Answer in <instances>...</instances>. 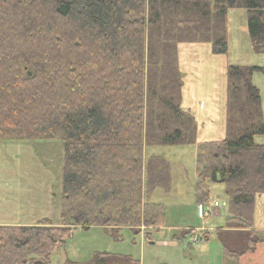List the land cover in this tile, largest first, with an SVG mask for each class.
Returning a JSON list of instances; mask_svg holds the SVG:
<instances>
[{
  "label": "trees",
  "instance_id": "16d2710c",
  "mask_svg": "<svg viewBox=\"0 0 264 264\" xmlns=\"http://www.w3.org/2000/svg\"><path fill=\"white\" fill-rule=\"evenodd\" d=\"M231 9L246 11L253 52L264 54V0H0V140L57 139L63 149L59 225L0 224V264H51L77 228L101 227L117 240L124 227H164L163 205L149 200L169 191L170 165L145 159L149 147H196L197 203L208 202L210 184L224 185L225 227L249 229L239 233L241 249L223 244L226 256L264 241L251 230L254 198L264 193L252 74L264 67L227 64L220 141L196 143V122L181 108L178 45L209 43L226 54ZM64 264L139 261L94 252Z\"/></svg>",
  "mask_w": 264,
  "mask_h": 264
},
{
  "label": "rangeland",
  "instance_id": "374dc122",
  "mask_svg": "<svg viewBox=\"0 0 264 264\" xmlns=\"http://www.w3.org/2000/svg\"><path fill=\"white\" fill-rule=\"evenodd\" d=\"M246 23L245 10H228L227 53L216 55H224L226 65L264 67V54L253 52ZM252 83L259 90L264 117V73L254 72ZM255 141L264 144V136H257ZM62 151V144L57 139L0 140V224H35L41 218H48L55 226L59 225ZM152 155H161L170 165V191L165 192L157 188L149 200L166 207L165 224L174 226L189 224L196 227L201 226L206 220L211 223L210 225L215 224L219 216L205 220L199 218L197 207L199 204L196 199L195 203L192 201L194 197L196 198V147L194 145L165 146L145 149V159ZM209 190L208 202L217 201L221 211L225 209L221 217L227 216L224 185L210 184ZM212 213L214 214L213 211ZM124 228H121L119 240L113 239V236L101 227H92L86 231L77 228L65 241L63 249L52 253L50 263L64 264L67 259L83 263L90 260L94 252L131 256L139 259L142 264H153L156 258L166 257L163 248L148 243L149 241L154 243L157 238L163 239V234L156 235L152 228L143 225L135 228L140 234H134L129 228ZM195 230L187 231H192L189 235H194ZM146 231L153 232L152 236H145ZM181 231L174 230L173 233L178 234ZM243 231L246 230L243 229ZM141 235L145 238L143 241ZM243 244L241 240L231 248L239 250Z\"/></svg>",
  "mask_w": 264,
  "mask_h": 264
},
{
  "label": "crops",
  "instance_id": "0c3cea01",
  "mask_svg": "<svg viewBox=\"0 0 264 264\" xmlns=\"http://www.w3.org/2000/svg\"><path fill=\"white\" fill-rule=\"evenodd\" d=\"M183 47L184 49H181ZM177 56L179 70L183 73L181 108L191 113L196 122V143L222 140L225 137L226 120L227 65L224 55L213 54L209 43H189L178 45ZM195 199L194 197L192 201L194 202ZM214 202L217 201L197 203L199 204L197 207L198 216L203 220L219 216L215 224L210 225L211 223L207 220L196 227L189 224L183 226L165 224L164 227L153 231L156 235L163 234L164 238H157L154 243L151 241L148 243L163 248L166 252L164 259L156 258L153 264H264V241L257 244L253 251L245 253L238 259L225 255L223 244L233 250L231 246L241 241L242 235L239 233L243 232V229L225 227L227 216L221 217L225 209L221 211L218 202L217 206H213ZM207 207L214 214L203 218L201 212ZM251 223V230L264 231V193L257 194L254 198ZM188 229H196L194 236L197 240L194 243L190 241L193 235L189 233L184 238L180 236V233H173L174 230ZM120 231L118 235L121 236ZM131 231L134 234H140V232ZM160 231L163 232L160 233ZM153 232H150V237ZM144 239L142 236V241ZM139 264L142 263L139 261Z\"/></svg>",
  "mask_w": 264,
  "mask_h": 264
},
{
  "label": "built area",
  "instance_id": "2783aa9c",
  "mask_svg": "<svg viewBox=\"0 0 264 264\" xmlns=\"http://www.w3.org/2000/svg\"><path fill=\"white\" fill-rule=\"evenodd\" d=\"M216 205H217V203H214V206H216ZM210 214H211V211L209 208L203 210V213H202L203 217H208V215H210ZM190 239H191L190 241L192 243H194L197 240L196 236H191Z\"/></svg>",
  "mask_w": 264,
  "mask_h": 264
}]
</instances>
